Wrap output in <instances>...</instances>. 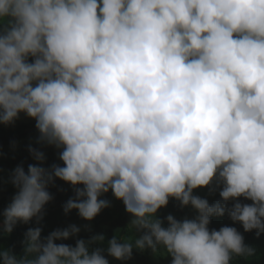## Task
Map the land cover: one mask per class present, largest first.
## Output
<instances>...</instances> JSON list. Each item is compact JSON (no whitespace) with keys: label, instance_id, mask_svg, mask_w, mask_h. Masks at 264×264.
Here are the masks:
<instances>
[{"label":"clouds","instance_id":"1","mask_svg":"<svg viewBox=\"0 0 264 264\" xmlns=\"http://www.w3.org/2000/svg\"><path fill=\"white\" fill-rule=\"evenodd\" d=\"M21 114L63 166H41L44 152L29 147L37 163L11 173L4 234L42 223L58 178L75 189L65 214L94 220L109 191L124 203L129 232L143 235L107 241L116 260L134 248H163L171 264L254 254L235 227L209 226L227 214L264 234V0H0V124ZM214 182L222 201L194 195ZM170 199L198 215L169 214L164 227ZM79 232L70 225L42 241L30 228L24 254L0 249V262L109 264L90 249L103 235L57 243Z\"/></svg>","mask_w":264,"mask_h":264},{"label":"trees","instance_id":"2","mask_svg":"<svg viewBox=\"0 0 264 264\" xmlns=\"http://www.w3.org/2000/svg\"><path fill=\"white\" fill-rule=\"evenodd\" d=\"M35 125V120L31 118L27 121L15 122L9 126L0 124V227L3 224V211L11 203L17 192V189L10 182L12 171L22 164L27 172L29 164L37 163L28 150L30 146L44 152L46 161L41 166L48 169H51L52 165L63 166V162L59 159L60 150L54 146H42L38 143L40 134ZM213 189L215 190L213 191ZM48 190L53 196V200L45 206L42 223L37 225L34 218L28 224L19 222L11 234L6 235L0 231V249H8L17 256H22L24 254L26 233L30 228L41 227V239L43 241L44 238L57 229L76 225L80 228L78 236L66 241H57V243H65L74 247L77 239L89 241L94 236L103 235L105 237L104 242L93 243L90 249L98 247L104 249L103 254L108 259L109 264H171V256L159 247L155 253L151 249L140 251L134 248L132 258L125 261L116 260L107 254V241L114 236L118 238L129 236L139 238L143 235V232L136 230L129 232V225L133 217L126 211L124 203L116 199L111 191L101 197L110 202L109 207L103 209L94 220L87 221L80 217L76 210L68 214L64 212V204L70 198L75 197V189L72 185L57 178ZM220 190L221 187H217L214 182L209 188L195 190L194 195L207 199L210 204H215L222 201L219 195ZM240 202L252 203L244 200V198H240ZM228 206L231 207L232 203H229ZM169 214L181 221L185 218L195 219L198 215L191 206L182 207L175 199H170L168 207L161 209L158 213L159 218L164 221V227L168 226L166 217ZM224 226L235 227L243 235L245 245L255 250L251 256L233 257L232 264H264V234L258 235L255 230L246 232L241 224L234 223L227 214L223 217L213 216L211 218L210 230H219Z\"/></svg>","mask_w":264,"mask_h":264},{"label":"rangeland","instance_id":"3","mask_svg":"<svg viewBox=\"0 0 264 264\" xmlns=\"http://www.w3.org/2000/svg\"><path fill=\"white\" fill-rule=\"evenodd\" d=\"M27 120H29V117H27L25 114H21L20 118L16 122L18 123V122H23Z\"/></svg>","mask_w":264,"mask_h":264}]
</instances>
